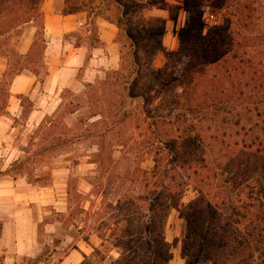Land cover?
I'll return each mask as SVG.
<instances>
[{
	"label": "rangeland",
	"instance_id": "rangeland-1",
	"mask_svg": "<svg viewBox=\"0 0 264 264\" xmlns=\"http://www.w3.org/2000/svg\"><path fill=\"white\" fill-rule=\"evenodd\" d=\"M46 12L83 14L94 41L99 24L114 25L119 73L109 71L94 84L65 90L52 106L22 98L24 111L15 119L7 112L9 96L4 90L0 121L8 120L0 126V177L26 178L43 191L46 205L33 220L42 247L39 260L45 264H58L74 250L82 255L81 264H153L145 229L158 152L153 122L171 119L174 107L166 96L149 106L131 97L147 91L155 79L152 72L163 70L166 54L178 50L186 20L183 0H0V73L4 71L8 81L25 69L44 72ZM204 21L210 25L213 19L206 15ZM28 42L35 47L26 60L19 50ZM166 127L158 131L178 137L174 128ZM216 174L218 190L212 193L223 196L224 178ZM185 180L182 175L178 183ZM189 184L184 206L197 198L196 185ZM259 212L264 216L263 209ZM186 226L176 210L169 211L164 236L173 258L180 255L186 264H207L200 243L184 257ZM249 231L251 237L233 241L244 230H228L231 241L220 239L216 249L218 264H264V224ZM206 237L202 246L209 244ZM21 264L35 263L25 259Z\"/></svg>",
	"mask_w": 264,
	"mask_h": 264
},
{
	"label": "trees",
	"instance_id": "trees-1",
	"mask_svg": "<svg viewBox=\"0 0 264 264\" xmlns=\"http://www.w3.org/2000/svg\"><path fill=\"white\" fill-rule=\"evenodd\" d=\"M183 8L178 50L166 54L163 70L152 72L155 79L147 91L131 97L149 106L166 96L174 107L171 119L153 122L158 152L151 171L155 182L148 185L146 245L150 262L169 264L173 256L164 236L165 219L176 210L187 225L184 257L200 243L204 262L218 264L216 249L220 239L231 241L228 230H244L233 238L242 241L264 224L259 212L264 210V0H183ZM206 15L213 19L210 25ZM175 81L177 87L170 89ZM11 83L5 74L0 94L7 90L10 96ZM159 127L174 128L178 137L162 135ZM216 172L224 178L223 196L212 193L218 190ZM182 175L188 180L180 184ZM189 183L196 185L197 198L184 206Z\"/></svg>",
	"mask_w": 264,
	"mask_h": 264
},
{
	"label": "crops",
	"instance_id": "crops-1",
	"mask_svg": "<svg viewBox=\"0 0 264 264\" xmlns=\"http://www.w3.org/2000/svg\"><path fill=\"white\" fill-rule=\"evenodd\" d=\"M44 17V72L25 70L13 79L7 112L14 119L20 118L24 111L20 98L39 100L42 106H52L61 92L94 84L109 71H117L120 67L114 25L99 24L94 41L83 14L65 16L46 12ZM32 47L33 44L28 42L19 50V55H30ZM4 75L2 71L0 80ZM5 121H0V126L5 125ZM2 150L6 152L7 148L2 147ZM37 189L26 178L13 179L8 174L0 177V264H21L25 259L45 264L39 260L41 246L33 219L35 212L46 202L43 191ZM82 260L80 252L74 250L58 264H81ZM169 264L186 263L179 255Z\"/></svg>",
	"mask_w": 264,
	"mask_h": 264
}]
</instances>
